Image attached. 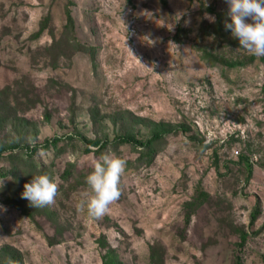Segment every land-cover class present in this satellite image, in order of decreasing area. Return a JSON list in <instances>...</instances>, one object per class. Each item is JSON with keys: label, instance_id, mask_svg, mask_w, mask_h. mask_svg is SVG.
<instances>
[{"label": "rangeland", "instance_id": "1", "mask_svg": "<svg viewBox=\"0 0 264 264\" xmlns=\"http://www.w3.org/2000/svg\"><path fill=\"white\" fill-rule=\"evenodd\" d=\"M228 11L0 0V147L21 145L0 155V248L23 264H106L110 249L123 264H264V57L239 48ZM160 128L151 153L117 140ZM102 153L127 163L97 220L77 204ZM44 173L58 194L33 208L24 184Z\"/></svg>", "mask_w": 264, "mask_h": 264}, {"label": "clouds", "instance_id": "2", "mask_svg": "<svg viewBox=\"0 0 264 264\" xmlns=\"http://www.w3.org/2000/svg\"><path fill=\"white\" fill-rule=\"evenodd\" d=\"M226 3L230 22H225V29L238 39L240 49L264 57V0H226ZM126 163L114 153H102L95 158L93 170L86 177L87 188L80 194L78 210H86L89 217L97 220L108 214L110 206L122 195L120 182ZM59 184L58 177L53 178L47 173L36 175L24 184L21 196L33 208L50 206L55 202Z\"/></svg>", "mask_w": 264, "mask_h": 264}, {"label": "trees", "instance_id": "3", "mask_svg": "<svg viewBox=\"0 0 264 264\" xmlns=\"http://www.w3.org/2000/svg\"><path fill=\"white\" fill-rule=\"evenodd\" d=\"M218 22L221 23V18L218 16ZM169 132V130L166 129H158L156 131H154L151 135V137H149L146 140H141L136 138V136L134 135H123V136H119L117 137V140L122 142V143H133L136 146H140V147H145L146 150L148 151V153H151L152 151H155V143L158 142L159 140H161L164 136L165 133ZM58 139L55 138L53 141H51L53 146H56L58 143ZM93 144H99L100 141H92ZM46 145L49 144V141H47L45 143ZM21 145L17 144V145H11L8 147H0V155H2L3 153H5L6 150H14L16 148H20ZM48 146V145H47ZM38 145H36L35 147L32 148V152H36L39 150ZM29 149H28V153H29ZM6 174V173H5ZM243 239H246V237L244 236ZM245 241V240H244ZM108 261L106 264H123L121 261H118L115 259V255L114 252L110 249L108 251ZM0 264H23V258L22 255L20 253H18L16 250H12V248L10 246H6L3 248H0Z\"/></svg>", "mask_w": 264, "mask_h": 264}]
</instances>
